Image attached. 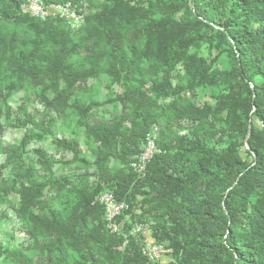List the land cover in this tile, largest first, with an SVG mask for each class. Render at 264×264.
Instances as JSON below:
<instances>
[{"label":"trees","instance_id":"1","mask_svg":"<svg viewBox=\"0 0 264 264\" xmlns=\"http://www.w3.org/2000/svg\"><path fill=\"white\" fill-rule=\"evenodd\" d=\"M25 1L0 0V102L14 114L7 107L14 79H28L46 110H74L98 148L90 163L43 114L38 126L31 122L40 139L69 153L68 163L84 176H54L61 161L40 149L37 170L3 150L0 171L8 175L0 177V205L18 198L13 212L24 223L26 244L15 250L0 242V256L14 264H150L141 254L143 237L124 244L121 234L106 231L103 208L92 205L94 197L112 193L128 205L118 218L121 232L149 223L150 238L171 250L167 264H264V0H100L71 32L64 21L22 16ZM5 26L13 27L8 35ZM213 37L221 51L197 57ZM223 53L228 70L215 68ZM180 64L181 81L173 84ZM102 75L122 87L115 100L130 108L128 127L87 123L92 105L77 94ZM201 88L221 91L204 101L196 93ZM148 93L170 100L158 116ZM157 118L164 123L156 142L161 152L138 178L129 163ZM33 136L25 133L23 145ZM110 159L122 169L111 172ZM59 197L64 203L54 208L50 200ZM6 220L0 211V222Z\"/></svg>","mask_w":264,"mask_h":264},{"label":"rangeland","instance_id":"2","mask_svg":"<svg viewBox=\"0 0 264 264\" xmlns=\"http://www.w3.org/2000/svg\"><path fill=\"white\" fill-rule=\"evenodd\" d=\"M100 2V0H80L78 5L85 7L86 15L88 16L95 12V7H97ZM67 28L71 32L69 27ZM12 31L13 27L5 26L2 34L8 35ZM215 45L216 39L213 37L212 46L201 44L199 50L195 52V55L197 57L214 56L221 51V48L216 50ZM230 64L231 61L229 60L227 54L223 53L219 55L215 68L219 70H228ZM181 77L182 66L180 64L177 66L176 72L172 73L173 84L180 82ZM13 85L14 90L7 100V107H9L14 114L7 115L6 107H4V104L0 102V166L3 165L7 159L3 150H5V152L13 150L17 152V155L14 156L13 159L15 162L21 161L25 166L37 170L38 166L35 164L36 161L34 151L40 149L47 155L61 161V165H56L52 168L54 176H84L81 168L68 163L71 159V155L69 153H60L57 151L51 138L49 137L40 139L41 134L37 130L38 128L31 124V122H33L38 126L40 117L43 116V114H46L54 121L53 130H55L58 138L75 141L79 145L84 158L91 163L94 160L93 154L98 148V145L86 138L83 129L79 126L78 116L75 114V111L70 108L59 110L51 109L49 111L46 110L43 102L40 100L41 98L39 97L40 94L37 86L34 83H31L28 79L20 80L16 78L14 79ZM122 91L123 89L120 85L111 84L109 78L105 75L87 80L83 89L77 94L81 103H89L92 105L91 110L87 114V123L91 125L92 123L115 122L124 128L128 127L130 108L129 106L125 104L123 105L115 100L116 97L122 96ZM220 91L221 88H201L198 89L196 93L204 101H211L209 99L210 95L213 93H219ZM186 96L190 97V94H186ZM51 97L52 95H47L49 100ZM147 97L151 101L150 108L154 109L153 111L156 116L160 115V108L164 110L169 106V99L165 101L157 99L150 93L147 94ZM18 109H20L21 112L16 114L18 113ZM22 112L25 113V117ZM26 116H29V118ZM163 130L164 123L162 120H158L157 118V122L150 126L148 132H152L155 135L157 142L159 134ZM29 131L34 133L36 136H33L31 140L28 141V144L24 146L22 140L24 134ZM108 168L111 172L122 169L120 164L113 159H110ZM92 170L93 169H90V171ZM2 175L3 177H6L8 175V170L0 171V177ZM87 181L88 184H91L93 182V178H88ZM17 203L18 198H10L4 199L0 205V211L6 215L7 219L5 222H0V242L6 243V241H9L13 249L20 250L21 245L26 244V239L20 228L24 225V223L15 219L14 216L13 208L17 206ZM50 203L54 208H60L62 203H64V198H53L50 200ZM143 225L145 226V230L141 236L144 239L152 240L150 238V229L148 228L149 223H145ZM162 244L166 249V254L160 259L158 264H167L171 259V250L167 244ZM0 264H14V262L9 258L0 256Z\"/></svg>","mask_w":264,"mask_h":264},{"label":"built area","instance_id":"3","mask_svg":"<svg viewBox=\"0 0 264 264\" xmlns=\"http://www.w3.org/2000/svg\"><path fill=\"white\" fill-rule=\"evenodd\" d=\"M20 14L42 22L47 20L64 21L72 31L80 30L84 26L87 16L85 7L82 5L69 2L52 4L47 3L46 0H26L20 6ZM160 152V149L156 146L155 135L152 132H148L139 154L129 164L131 172L138 178H142L146 172L148 163ZM92 205H98L103 208L106 231L112 235L121 234L124 238V244L127 243L128 237L141 235L145 230L143 224H134L125 233L121 232L118 218L128 210V205L125 202L117 201L112 193H103L94 197ZM140 249L141 254L150 264L159 262L166 254L163 244L144 238Z\"/></svg>","mask_w":264,"mask_h":264}]
</instances>
